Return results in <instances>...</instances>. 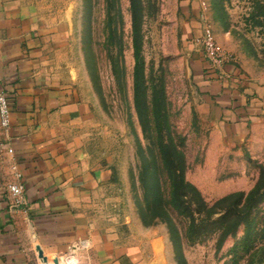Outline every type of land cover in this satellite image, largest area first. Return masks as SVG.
Masks as SVG:
<instances>
[{
  "label": "rangeland",
  "instance_id": "1",
  "mask_svg": "<svg viewBox=\"0 0 264 264\" xmlns=\"http://www.w3.org/2000/svg\"><path fill=\"white\" fill-rule=\"evenodd\" d=\"M21 2L53 31L45 70L78 95L68 133L102 173L82 201L95 227L150 264H264V113L244 127L220 128L205 96L217 85L246 95L264 86V0H141L147 133L135 107L130 1ZM161 134L183 153L186 181L217 212L203 213L195 227L174 206ZM145 161H156V174ZM158 180L162 203L154 198ZM184 193L190 202L192 190Z\"/></svg>",
  "mask_w": 264,
  "mask_h": 264
},
{
  "label": "crops",
  "instance_id": "2",
  "mask_svg": "<svg viewBox=\"0 0 264 264\" xmlns=\"http://www.w3.org/2000/svg\"><path fill=\"white\" fill-rule=\"evenodd\" d=\"M52 32L21 0H0V93L10 110L9 127L0 125V264H44L38 246L52 264L79 241L89 243L73 252L82 264H150L82 211L102 173L90 168L68 133L79 109L77 92L54 82L44 68ZM246 92L219 85L207 91L208 110L220 128L244 127L264 113V86ZM12 182L23 185L26 201L15 209L7 197Z\"/></svg>",
  "mask_w": 264,
  "mask_h": 264
},
{
  "label": "trees",
  "instance_id": "3",
  "mask_svg": "<svg viewBox=\"0 0 264 264\" xmlns=\"http://www.w3.org/2000/svg\"><path fill=\"white\" fill-rule=\"evenodd\" d=\"M130 6H131V16H132V29H133V38H134V49L137 57V63H136V70H135V93H134V99H135V107L136 111L138 113V117L140 119L142 128L145 133H147L148 130V101L146 97L145 90L143 88V76L139 61V52H140V45H141V18H142V6H141V0H129ZM160 97H157L155 99V103L158 101ZM159 108V107H158ZM161 115V111L158 110V114ZM158 149L159 153L161 154V162L162 165L165 167L169 174V178L171 181V186L174 193V206L178 209L180 214H186L191 219V225L197 226V223L199 221H204L203 213L207 212V215H213L217 213L216 211L211 210V207H208L204 199L202 198L200 192L196 187H194L191 183L186 181L185 179V170H186V162L183 153L178 149V147L175 145L173 140H170L169 142L166 141L164 138V135L161 134V137L158 141ZM145 169L151 171V175L156 174V171L158 170V165L156 161H150L147 163L145 161L144 163ZM155 172V173H154ZM157 180V178H156ZM157 190L155 189V199L156 201H159L160 203L163 202L162 195L159 196L160 193V186H159V180L156 184ZM153 188V185L147 186V191L150 192V194H153L151 192V189ZM190 188L192 190L191 199L190 202H186L182 199L183 196H186V193H184V189ZM225 200V198H222L219 200L220 202ZM218 201V202H219ZM214 207V205L212 206ZM213 213V214H212ZM226 216L225 214H222L220 219H224ZM200 218V219H199ZM198 221V222H197ZM170 226L173 228L172 221H169ZM178 230L175 229V235L177 236ZM228 233L227 231H223V236Z\"/></svg>",
  "mask_w": 264,
  "mask_h": 264
},
{
  "label": "built area",
  "instance_id": "4",
  "mask_svg": "<svg viewBox=\"0 0 264 264\" xmlns=\"http://www.w3.org/2000/svg\"><path fill=\"white\" fill-rule=\"evenodd\" d=\"M10 124V110H9V102L6 94L4 92L0 93V125L4 128H8ZM16 178H20V174L18 172L15 173ZM7 197L9 200V205L12 209L18 208L21 205L26 203L24 187L20 182H12L7 186ZM88 247L89 243L86 241H79L78 245H75L72 248L70 253L63 255L58 258L60 264H82L78 259L73 256V252L78 247Z\"/></svg>",
  "mask_w": 264,
  "mask_h": 264
},
{
  "label": "water",
  "instance_id": "5",
  "mask_svg": "<svg viewBox=\"0 0 264 264\" xmlns=\"http://www.w3.org/2000/svg\"><path fill=\"white\" fill-rule=\"evenodd\" d=\"M37 250H38V256L44 262V264H51L48 261V257L44 254L43 250L39 246L37 247ZM52 264H60L59 259L57 257L53 258Z\"/></svg>",
  "mask_w": 264,
  "mask_h": 264
}]
</instances>
